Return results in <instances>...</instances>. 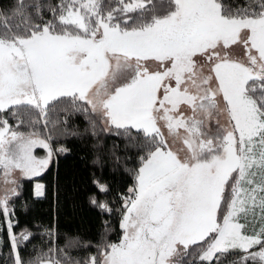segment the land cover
Instances as JSON below:
<instances>
[{
  "label": "snow or ice",
  "instance_id": "1",
  "mask_svg": "<svg viewBox=\"0 0 264 264\" xmlns=\"http://www.w3.org/2000/svg\"><path fill=\"white\" fill-rule=\"evenodd\" d=\"M236 46L243 60L231 58ZM61 113L136 150L122 235L82 262L54 245L25 261L19 244L32 234L13 231V202L21 178L66 151L53 140L78 134ZM0 216L11 264H264V0L0 8Z\"/></svg>",
  "mask_w": 264,
  "mask_h": 264
},
{
  "label": "trees",
  "instance_id": "2",
  "mask_svg": "<svg viewBox=\"0 0 264 264\" xmlns=\"http://www.w3.org/2000/svg\"><path fill=\"white\" fill-rule=\"evenodd\" d=\"M12 3L13 0H0V8ZM59 118L67 119L69 131L78 134L53 140L54 148L63 147L66 151L57 153L41 176L20 179V195L13 202V231L17 235L24 230L32 234L28 241L21 240L19 244L25 261L35 259L54 245L64 249L73 260L82 262L98 255L97 247L104 240L118 242L122 235L120 209L122 197L134 182L131 170L138 166L136 150L127 148L126 141L120 137L103 133L93 136L89 119L82 113L70 116L61 113ZM39 152L40 156L45 153ZM94 180L106 184L108 193L100 194ZM35 182L44 185L43 196L34 194ZM92 196L98 202L106 200L112 212H102L93 206ZM0 226V264H11L10 243L2 216ZM49 230L55 233V239L49 237Z\"/></svg>",
  "mask_w": 264,
  "mask_h": 264
},
{
  "label": "rangeland",
  "instance_id": "3",
  "mask_svg": "<svg viewBox=\"0 0 264 264\" xmlns=\"http://www.w3.org/2000/svg\"><path fill=\"white\" fill-rule=\"evenodd\" d=\"M230 55H231V58H233V59L243 60V52L239 46L234 47V49L231 51ZM176 147H178V145ZM39 150L40 151H43V150L42 149L36 150V154L40 156ZM43 155H45V153ZM21 179H23V178H21ZM36 183H40V182L34 183V194H35V184ZM40 184H42V183H40ZM4 226L6 227L5 222H4ZM0 229H1V226H0Z\"/></svg>",
  "mask_w": 264,
  "mask_h": 264
}]
</instances>
